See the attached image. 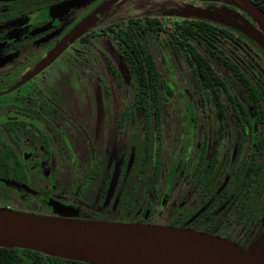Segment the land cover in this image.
Wrapping results in <instances>:
<instances>
[{
    "label": "flooded vegetation",
    "instance_id": "1",
    "mask_svg": "<svg viewBox=\"0 0 264 264\" xmlns=\"http://www.w3.org/2000/svg\"><path fill=\"white\" fill-rule=\"evenodd\" d=\"M130 1L0 0V208L247 248L264 232V50L217 23L191 41L195 3Z\"/></svg>",
    "mask_w": 264,
    "mask_h": 264
},
{
    "label": "water",
    "instance_id": "2",
    "mask_svg": "<svg viewBox=\"0 0 264 264\" xmlns=\"http://www.w3.org/2000/svg\"><path fill=\"white\" fill-rule=\"evenodd\" d=\"M260 32L244 17L202 9L190 17L235 28L264 50V12L251 0H236ZM95 14L73 30L75 40ZM57 53L45 63L51 62ZM0 248L28 250L85 264H264V232L247 248L208 234L169 226L75 220L0 208ZM37 264V263H33Z\"/></svg>",
    "mask_w": 264,
    "mask_h": 264
},
{
    "label": "trees",
    "instance_id": "3",
    "mask_svg": "<svg viewBox=\"0 0 264 264\" xmlns=\"http://www.w3.org/2000/svg\"><path fill=\"white\" fill-rule=\"evenodd\" d=\"M264 9V8H262ZM189 25V35L191 36V41H198V42H207L210 40V35L213 33L209 30H195L192 29V26H202V27H209V26H217V24L202 21V20H189L188 22L182 23L181 25ZM183 32L179 31L178 35L182 36ZM226 33L223 32V36ZM230 35V34H229ZM179 42H182V38L177 39ZM223 40V39H222ZM234 40V39H233ZM240 41L241 39H236ZM142 104H149V98L142 97ZM73 264V261L61 260L53 257L44 256L37 252H32L28 250H19V249H4L0 248V264Z\"/></svg>",
    "mask_w": 264,
    "mask_h": 264
},
{
    "label": "rangeland",
    "instance_id": "4",
    "mask_svg": "<svg viewBox=\"0 0 264 264\" xmlns=\"http://www.w3.org/2000/svg\"><path fill=\"white\" fill-rule=\"evenodd\" d=\"M168 1L173 2L175 6L177 4L183 3L185 1H189V4H194L195 3V4H197L200 7H204L203 9L202 8H197V9H202V10H205L207 12L216 13V14H220V12H221L220 10H217L219 6L220 7H222V6L223 7H226L225 5H227V1L226 0H168ZM129 3H131L130 5H134L135 4V0H131ZM128 7H129V5H127L126 7H123L122 9L126 10V9H128ZM242 12L245 13L243 10H242ZM224 15H226V14H224ZM245 15H247V14L245 13ZM175 18L178 19V20L181 19L180 17H175ZM175 18H173V19H175ZM232 18L239 19L236 13L233 14V17ZM163 24L165 26H168V25L170 26L171 23L168 21V22H164ZM24 213L39 215V214H36V212L33 211V210H29L28 212H24Z\"/></svg>",
    "mask_w": 264,
    "mask_h": 264
}]
</instances>
